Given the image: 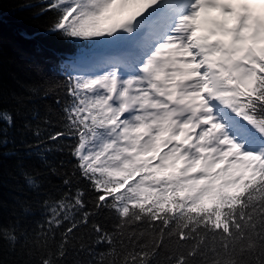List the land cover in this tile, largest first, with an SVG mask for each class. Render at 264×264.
<instances>
[{
    "label": "snow or ice",
    "instance_id": "snow-or-ice-1",
    "mask_svg": "<svg viewBox=\"0 0 264 264\" xmlns=\"http://www.w3.org/2000/svg\"><path fill=\"white\" fill-rule=\"evenodd\" d=\"M41 12L81 45L57 66L61 127L47 137L68 142L73 171L36 230L0 225V248L65 264L91 223L77 264H264V0H43ZM59 86L13 93L16 113ZM2 104L0 84V145L15 126ZM104 213L111 230L91 222Z\"/></svg>",
    "mask_w": 264,
    "mask_h": 264
},
{
    "label": "trees",
    "instance_id": "trees-1",
    "mask_svg": "<svg viewBox=\"0 0 264 264\" xmlns=\"http://www.w3.org/2000/svg\"><path fill=\"white\" fill-rule=\"evenodd\" d=\"M42 6L43 0H0L2 107L12 112L15 119L13 128L5 126L7 143L0 145V225L9 227L19 219L21 226L30 231L36 230L38 223L45 219L41 201L58 199L65 191L62 180L73 171L74 162L68 142L53 144L47 137L61 127L58 106L54 101L57 96L63 95L64 77L58 73L57 66L64 59L74 56L81 46L48 33L54 14L42 13ZM45 80H55L60 86L47 97L42 91L33 96L27 101V107L17 114L12 94L23 92L25 86L41 84ZM45 119H50L52 123L46 124ZM25 124L29 127L26 128ZM37 130L39 136L35 134ZM49 148L53 150L48 151ZM25 173L33 176L40 185L39 195L26 184ZM73 184L81 188L86 186L78 175L73 177ZM86 199L90 200V197ZM21 201H27L30 214L23 215ZM91 222H99L111 230L114 220L104 213L92 217ZM61 231L56 232L57 241L61 238ZM93 240L91 223L75 232L68 246L65 264H77L88 259L79 251L80 244L91 246ZM96 250L103 251L104 246H97ZM41 252L43 250L29 256L27 249H21L19 245L12 251L8 242L4 241L0 248V260L3 264H38ZM164 255L166 253L162 250L157 260L163 261Z\"/></svg>",
    "mask_w": 264,
    "mask_h": 264
}]
</instances>
